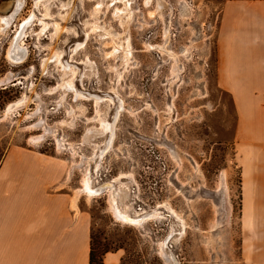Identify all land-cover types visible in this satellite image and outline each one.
<instances>
[{
    "label": "rangeland",
    "instance_id": "obj_1",
    "mask_svg": "<svg viewBox=\"0 0 264 264\" xmlns=\"http://www.w3.org/2000/svg\"><path fill=\"white\" fill-rule=\"evenodd\" d=\"M219 13L215 0H0L11 20L0 79L15 80L0 88V116L26 96L0 123V157L24 147L64 160L73 197L88 164L94 185L125 176L132 210L165 214L132 227L106 195L79 196L94 264L111 253L118 264H167L161 242L176 264H258L264 230L241 223L237 119L217 81ZM20 37L25 58L12 65L6 52ZM43 126L66 148L52 136L30 145Z\"/></svg>",
    "mask_w": 264,
    "mask_h": 264
},
{
    "label": "crops",
    "instance_id": "obj_2",
    "mask_svg": "<svg viewBox=\"0 0 264 264\" xmlns=\"http://www.w3.org/2000/svg\"><path fill=\"white\" fill-rule=\"evenodd\" d=\"M215 1L220 3L217 81L237 119L241 223L248 230H264V0ZM72 177L60 158L24 147L5 149L0 157V264H89L91 222L73 199ZM257 254V263H264V246ZM118 263L117 253L102 256V264Z\"/></svg>",
    "mask_w": 264,
    "mask_h": 264
},
{
    "label": "bare ground",
    "instance_id": "obj_3",
    "mask_svg": "<svg viewBox=\"0 0 264 264\" xmlns=\"http://www.w3.org/2000/svg\"><path fill=\"white\" fill-rule=\"evenodd\" d=\"M11 20H7L4 18H0V34L4 33L5 29L8 27V24ZM55 30H57L55 28ZM19 35V34H18ZM21 36V35H20ZM21 37L13 39L12 43L10 44V47L8 48L6 52V59L12 63V65H18L21 64L24 60L25 53H23L22 50V44H21ZM22 50V51H20ZM56 56H59L56 54ZM58 60V59H56ZM58 64H60L59 61H56ZM69 72V71H68ZM74 73V72H72ZM74 75V74H72ZM12 76L4 77L3 79H0V86L4 87L3 89H6V85L15 82L11 81L10 79ZM21 81H17L15 85H20ZM26 99V96H24V99H19L14 104H8L6 106V109L2 112V115L0 116V123L6 122L8 119L12 117H18L19 111L21 109L22 102ZM28 115V114H27ZM27 117V116H26ZM29 117V115H28ZM33 127V126H32ZM31 127V128H32ZM46 127V126H45ZM43 126L42 133L40 135H34L30 136L28 143L35 144V141L37 140H44L47 136H52L54 138L55 144L58 148H66V144L63 143L62 140L56 136V130L51 129L47 130ZM54 128V127H53ZM41 129V128H39ZM49 129V128H48ZM32 131L36 130L35 127L31 129ZM86 133V132H85ZM102 155V154H101ZM80 163V162H79ZM86 163V162H84ZM88 163V162H87ZM75 165V164H73ZM89 165V164H88ZM88 165L85 166V170L83 172L82 178L79 181V187L75 191V196L73 197L74 200H76L79 196H85L86 198H94L97 197L99 194H104L107 197V205L109 209V213L120 223L132 226V227H141L144 223L151 221V220H157V219H164L163 217L165 214L164 212L158 211L159 208H157L155 211L152 212H146L143 211L141 213L135 212L132 210V207L129 202H125L123 199V195H120V191L123 190L126 192L127 187L124 183L121 182L122 179H126L125 176H120L114 179L113 181L103 184L101 186L92 184V178H91V172L88 170ZM119 185L117 187V184ZM124 193V192H123ZM125 194V193H124ZM134 211V212H133ZM174 234V233H173ZM175 242V240H173ZM159 253L163 260L167 264H176L175 259L169 254V251H167L166 244L161 242L159 244Z\"/></svg>",
    "mask_w": 264,
    "mask_h": 264
},
{
    "label": "trees",
    "instance_id": "obj_4",
    "mask_svg": "<svg viewBox=\"0 0 264 264\" xmlns=\"http://www.w3.org/2000/svg\"><path fill=\"white\" fill-rule=\"evenodd\" d=\"M89 264H94L93 263V251L92 250H91V253H90ZM100 264H102V262H100Z\"/></svg>",
    "mask_w": 264,
    "mask_h": 264
},
{
    "label": "built area",
    "instance_id": "obj_5",
    "mask_svg": "<svg viewBox=\"0 0 264 264\" xmlns=\"http://www.w3.org/2000/svg\"><path fill=\"white\" fill-rule=\"evenodd\" d=\"M0 88H4V87H1V86H0ZM137 211H139V212H140V208H138V209H137Z\"/></svg>",
    "mask_w": 264,
    "mask_h": 264
}]
</instances>
